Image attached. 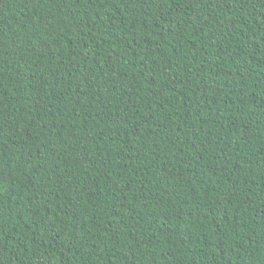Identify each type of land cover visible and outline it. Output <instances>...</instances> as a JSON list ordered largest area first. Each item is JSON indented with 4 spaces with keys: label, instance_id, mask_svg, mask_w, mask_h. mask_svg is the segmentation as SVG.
I'll return each instance as SVG.
<instances>
[{
    "label": "trees",
    "instance_id": "1",
    "mask_svg": "<svg viewBox=\"0 0 264 264\" xmlns=\"http://www.w3.org/2000/svg\"><path fill=\"white\" fill-rule=\"evenodd\" d=\"M0 264H264V0H0Z\"/></svg>",
    "mask_w": 264,
    "mask_h": 264
}]
</instances>
